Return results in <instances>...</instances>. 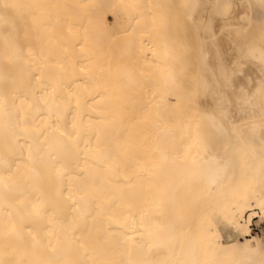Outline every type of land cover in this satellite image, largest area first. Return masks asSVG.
<instances>
[{"label":"bare ground","instance_id":"6f19581e","mask_svg":"<svg viewBox=\"0 0 264 264\" xmlns=\"http://www.w3.org/2000/svg\"><path fill=\"white\" fill-rule=\"evenodd\" d=\"M161 2L0 0V264H264V0Z\"/></svg>","mask_w":264,"mask_h":264},{"label":"rangeland","instance_id":"374dc122","mask_svg":"<svg viewBox=\"0 0 264 264\" xmlns=\"http://www.w3.org/2000/svg\"><path fill=\"white\" fill-rule=\"evenodd\" d=\"M167 0L161 2V4H163L165 11H157V13H159L160 15H163V20L166 23V29L169 31H174V30H188V24H187V19L185 17V15H187L188 13V8L185 6H182V4H180L179 2L177 3H173V4H169L168 2H166ZM122 3L125 5V2L122 1ZM167 3V4H166ZM120 6H122L121 4H119ZM125 13H130L129 10H124ZM151 12H154L153 10ZM122 14V13H121ZM106 19H107V24L109 29H111L112 31H116L118 30L115 18L113 16V14L111 13H107L106 14ZM162 20V19H161ZM122 23V21H120ZM258 219H253L250 221V228L252 230V235L253 236H262L264 233V222L263 223H258ZM225 233V238H227V235L229 233H232V229ZM239 238V237H238Z\"/></svg>","mask_w":264,"mask_h":264}]
</instances>
